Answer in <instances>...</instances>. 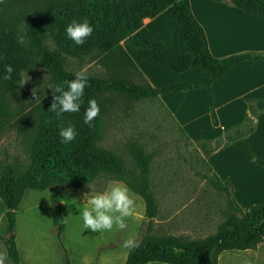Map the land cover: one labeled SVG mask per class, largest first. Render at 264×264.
I'll return each instance as SVG.
<instances>
[{
	"label": "trees",
	"instance_id": "1",
	"mask_svg": "<svg viewBox=\"0 0 264 264\" xmlns=\"http://www.w3.org/2000/svg\"><path fill=\"white\" fill-rule=\"evenodd\" d=\"M219 1L264 19L263 0ZM160 11L170 19L173 50L154 39L141 22L143 17H152ZM85 18L94 26V32L84 45L77 46L67 37L65 28L72 20L82 21ZM19 19L21 34H17L14 24L0 18V94L10 88L23 70H31L36 66H43L52 85H63L64 81L73 79L75 74L64 67L63 57L66 56L107 60L112 71L107 77L89 74L80 111L64 114V126L74 125L77 131L74 141L68 144L61 142L60 121L56 119L55 113L49 111L53 102L50 89L34 106L36 127L26 151L25 162H5L0 165V201L4 207L5 220L2 240L12 264H20L12 228L14 209L25 189L86 187L99 177L126 183L143 201L146 231L137 238L140 243L138 248H127L123 264H143L146 261L216 264V255L222 249L252 248L264 241V203L238 206L231 197L230 184L220 181L212 172V179L207 180L224 193L228 209L214 231L198 238L148 233L150 219L156 213V203L146 180L149 154L140 145L134 144L128 149L129 161H126L115 151L97 144L101 130L99 116L93 121L92 127L84 123L88 100L94 98L98 102L101 114L104 109L102 95L108 91L140 98L204 86L209 91V120L215 125L217 121L211 104L210 84L219 79L231 65L242 60L251 63L264 58V52L243 50L222 57L212 56L202 28L190 12L188 0H40L32 9L22 11ZM21 35L25 37L23 44L17 41ZM131 56L178 72L192 68L205 73L206 77L192 83L175 81L153 87L136 69ZM6 65L14 69L11 80L3 79ZM128 70L134 71L142 82L132 80ZM64 87L67 88L66 85ZM248 111L254 112L250 107ZM0 113H5V109L0 108ZM247 121L250 124L243 127ZM252 128L251 118L244 115L242 123L223 130L219 135L221 141L203 137L194 141L205 156L219 144L240 137L245 156L252 158L246 136ZM255 161L264 166V160ZM52 222L57 231L63 228L58 205L54 206Z\"/></svg>",
	"mask_w": 264,
	"mask_h": 264
},
{
	"label": "rangeland",
	"instance_id": "2",
	"mask_svg": "<svg viewBox=\"0 0 264 264\" xmlns=\"http://www.w3.org/2000/svg\"><path fill=\"white\" fill-rule=\"evenodd\" d=\"M39 1L0 0V18L14 24L17 34H21V12L32 9ZM165 18L155 22L159 25L154 27V33L169 45L171 30ZM63 61L66 69L77 72L87 68L93 76L107 77L112 71L107 60L89 56H66ZM149 64L145 70L153 81L164 84L172 80L173 76L166 73V69ZM26 72L30 79L20 87V75ZM21 73L10 88L0 94V108L5 109V113H0V165L25 162L36 127L34 106L50 91L48 86L52 85L43 66ZM128 75L132 80L142 82L134 71L128 70ZM33 88L37 89V99L33 96ZM103 103L97 144L115 151L126 161H129L128 149L134 144L140 145L150 156L146 180L156 203V213L150 219L147 232L198 238L214 231L228 213L225 195L208 182L212 175L202 150L194 139H189L178 127L158 97L135 98L108 91L102 95ZM208 124L209 121L199 115L197 124L193 126L196 131L192 133H208ZM249 124L247 121L243 127ZM219 135L209 139L221 141ZM114 180L99 177L86 187L25 189L14 209L12 228L20 264H92V260L103 253L116 257L114 248L108 249L110 241L121 246L130 236L137 239L144 233L146 217L143 215V201L132 191L136 214L127 219L128 227L125 230L114 227L111 231L93 233L90 229H84L80 214L84 194L102 191ZM55 205L59 206L63 219L60 231L52 222ZM4 226V207L0 201V251L5 250L2 240ZM5 264L12 263L7 259Z\"/></svg>",
	"mask_w": 264,
	"mask_h": 264
},
{
	"label": "crops",
	"instance_id": "3",
	"mask_svg": "<svg viewBox=\"0 0 264 264\" xmlns=\"http://www.w3.org/2000/svg\"><path fill=\"white\" fill-rule=\"evenodd\" d=\"M188 5L203 30L212 56L222 57L243 50L264 52V19L261 17L247 14L219 0H188ZM164 15L167 17L160 11L152 17L141 19L150 35L160 41L163 38L154 33V27L159 25L155 23L159 18H165ZM165 19L170 24L172 40V25L168 17ZM171 40L169 45L166 41L162 42L166 48L173 50L174 43ZM131 59L141 76L153 87L175 81L192 83L206 77L205 73L192 68L180 72L164 68L166 73L173 76L172 80L169 83H157L145 70L151 62L133 56ZM210 95L217 121L215 125L209 120V91L204 86L159 93L157 97L189 139L212 138L221 134L225 128L242 123L244 115L251 118L253 128L246 136L252 158L245 156L242 140L236 137L213 148L205 155V161L220 181L230 184L231 197L238 206L264 203V166L255 161L264 160V58L255 59L251 63L242 60L231 65L219 79L210 84ZM248 107L254 112L248 111ZM199 115L209 121L208 133H192L196 131L193 126L197 124ZM122 245L116 246L110 241L108 249L114 248L116 257L103 253L97 255L92 264H123L127 248ZM245 261L264 264V241L256 243L252 248L222 249L216 255V264H245ZM143 264L170 263L146 261Z\"/></svg>",
	"mask_w": 264,
	"mask_h": 264
},
{
	"label": "clouds",
	"instance_id": "4",
	"mask_svg": "<svg viewBox=\"0 0 264 264\" xmlns=\"http://www.w3.org/2000/svg\"><path fill=\"white\" fill-rule=\"evenodd\" d=\"M66 35L75 45L82 46L94 32V26L85 18L82 21L72 20L65 28ZM18 43L23 44L25 37H17ZM14 69L11 65L5 66L6 74L4 80H11ZM26 73H21L18 85L23 87L29 80ZM89 73L87 68L75 72L74 78L64 81L63 85H49L52 90L53 102L49 111L55 113L56 119L60 121L59 136L61 142L68 144L76 139L77 131L74 125L64 126L65 113H77L84 103V89L88 86ZM64 85L67 86L65 89ZM33 96L37 99V89L33 88ZM59 93V95H57ZM100 114L98 102L92 98L88 100V107L84 112V123L89 127ZM61 203H65L61 201ZM84 229H90L93 233L111 231L114 227L120 231L125 230L128 225L127 219L136 214V203L128 185L122 181H110L102 191L87 192L84 194V206L81 210ZM123 247L135 249L140 246L139 241L130 236L123 242ZM8 259L7 250L0 251V264H5ZM245 264H251L245 261Z\"/></svg>",
	"mask_w": 264,
	"mask_h": 264
}]
</instances>
